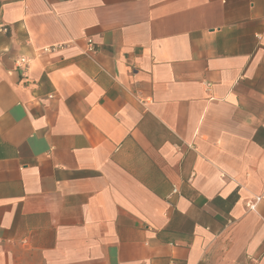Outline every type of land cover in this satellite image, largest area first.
Masks as SVG:
<instances>
[{"label": "crops", "instance_id": "1", "mask_svg": "<svg viewBox=\"0 0 264 264\" xmlns=\"http://www.w3.org/2000/svg\"><path fill=\"white\" fill-rule=\"evenodd\" d=\"M0 26V264H264V0H0Z\"/></svg>", "mask_w": 264, "mask_h": 264}, {"label": "built area", "instance_id": "2", "mask_svg": "<svg viewBox=\"0 0 264 264\" xmlns=\"http://www.w3.org/2000/svg\"><path fill=\"white\" fill-rule=\"evenodd\" d=\"M0 32H6V28L3 26H0ZM93 51V45L91 40H87V52ZM17 67H24L26 68L28 66V61L25 58H20L16 61ZM172 195L177 194V190L173 189L171 192ZM257 201V200H256ZM254 206H250V209H253Z\"/></svg>", "mask_w": 264, "mask_h": 264}]
</instances>
